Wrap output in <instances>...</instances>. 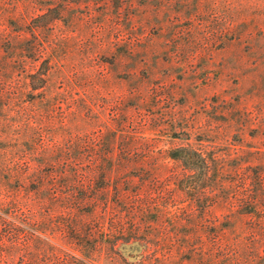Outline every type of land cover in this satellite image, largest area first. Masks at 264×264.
Wrapping results in <instances>:
<instances>
[{
	"label": "rangeland",
	"instance_id": "1",
	"mask_svg": "<svg viewBox=\"0 0 264 264\" xmlns=\"http://www.w3.org/2000/svg\"><path fill=\"white\" fill-rule=\"evenodd\" d=\"M0 264H264V0H0Z\"/></svg>",
	"mask_w": 264,
	"mask_h": 264
}]
</instances>
